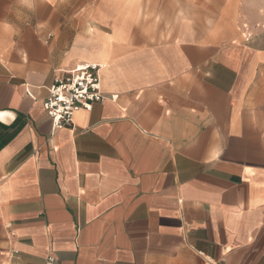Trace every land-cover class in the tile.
<instances>
[{
	"label": "crops",
	"instance_id": "obj_1",
	"mask_svg": "<svg viewBox=\"0 0 264 264\" xmlns=\"http://www.w3.org/2000/svg\"><path fill=\"white\" fill-rule=\"evenodd\" d=\"M138 2L0 0V264H264L263 10L153 45ZM79 63L106 99L53 132Z\"/></svg>",
	"mask_w": 264,
	"mask_h": 264
},
{
	"label": "rangeland",
	"instance_id": "obj_2",
	"mask_svg": "<svg viewBox=\"0 0 264 264\" xmlns=\"http://www.w3.org/2000/svg\"><path fill=\"white\" fill-rule=\"evenodd\" d=\"M138 4L141 44L146 40L153 45L170 42L174 32L182 27L198 28L216 39H235L242 29L239 21L242 5L248 12V24L256 20L261 7L263 12L260 11L258 22L261 29L264 24V0H141Z\"/></svg>",
	"mask_w": 264,
	"mask_h": 264
},
{
	"label": "built area",
	"instance_id": "obj_3",
	"mask_svg": "<svg viewBox=\"0 0 264 264\" xmlns=\"http://www.w3.org/2000/svg\"><path fill=\"white\" fill-rule=\"evenodd\" d=\"M264 30V24L262 25ZM104 65L79 63L70 70L55 71L53 85L48 89L44 109L52 120L53 132L74 128V117L80 111H92L95 103L106 99L101 90V73ZM27 94L33 97L29 90ZM116 96H112V99ZM14 254L17 253L13 250ZM50 258L47 264H53Z\"/></svg>",
	"mask_w": 264,
	"mask_h": 264
}]
</instances>
